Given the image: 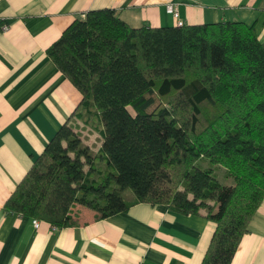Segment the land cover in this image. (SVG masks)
Instances as JSON below:
<instances>
[{
    "label": "trees",
    "instance_id": "16d2710c",
    "mask_svg": "<svg viewBox=\"0 0 264 264\" xmlns=\"http://www.w3.org/2000/svg\"><path fill=\"white\" fill-rule=\"evenodd\" d=\"M46 52L81 97L4 211L61 227L77 222L75 203L94 218L135 202L204 210L215 227L199 264H230L264 197V45L254 26H131L102 8L76 16ZM71 119L100 134L96 150Z\"/></svg>",
    "mask_w": 264,
    "mask_h": 264
},
{
    "label": "crops",
    "instance_id": "0c3cea01",
    "mask_svg": "<svg viewBox=\"0 0 264 264\" xmlns=\"http://www.w3.org/2000/svg\"><path fill=\"white\" fill-rule=\"evenodd\" d=\"M168 4L178 7L185 23L252 24L264 45V0H0V21L9 24L0 29V264L200 263L215 227L204 210L185 214L135 202L94 218L92 208L74 204L77 222L59 227L43 219L36 226L30 216L3 209L81 97L46 48L88 10L113 8L131 26L174 25ZM92 132L100 138L96 150L101 136ZM230 264H264V197Z\"/></svg>",
    "mask_w": 264,
    "mask_h": 264
},
{
    "label": "rangeland",
    "instance_id": "374dc122",
    "mask_svg": "<svg viewBox=\"0 0 264 264\" xmlns=\"http://www.w3.org/2000/svg\"><path fill=\"white\" fill-rule=\"evenodd\" d=\"M77 121H79V120H77ZM75 128L81 133V135L83 136V139L88 141L91 144L92 148L94 149L98 143V140H100L99 136L97 134H94L95 132H92V130H90V128L88 126L81 124V122H77V124L75 125ZM96 133H98V132H96ZM200 164L205 165V164H207V162L201 161ZM215 176L222 183H232L233 182L230 177L224 176L222 167H216L215 168ZM121 193H122L125 200H130L134 197V193L131 190V188H129V187L124 188L121 191ZM75 204H78V203H75ZM80 205H82V204H80ZM84 207H86V209H91L88 206H84Z\"/></svg>",
    "mask_w": 264,
    "mask_h": 264
},
{
    "label": "built area",
    "instance_id": "2783aa9c",
    "mask_svg": "<svg viewBox=\"0 0 264 264\" xmlns=\"http://www.w3.org/2000/svg\"><path fill=\"white\" fill-rule=\"evenodd\" d=\"M167 11L172 14V16H174L176 18V24L177 25H182L185 23V21L182 19V17L179 14V10L178 7L174 4H168L167 5ZM1 31H6L9 29V24L4 22L1 24L0 26ZM32 222L34 225H38L40 222V219L38 218H32Z\"/></svg>",
    "mask_w": 264,
    "mask_h": 264
}]
</instances>
